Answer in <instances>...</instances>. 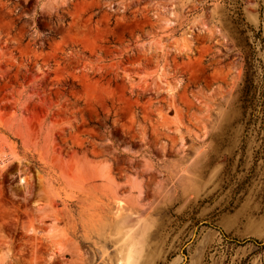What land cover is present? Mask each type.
I'll return each mask as SVG.
<instances>
[{
	"label": "rangeland",
	"instance_id": "374dc122",
	"mask_svg": "<svg viewBox=\"0 0 264 264\" xmlns=\"http://www.w3.org/2000/svg\"><path fill=\"white\" fill-rule=\"evenodd\" d=\"M264 0H0V264H264Z\"/></svg>",
	"mask_w": 264,
	"mask_h": 264
},
{
	"label": "crops",
	"instance_id": "0c3cea01",
	"mask_svg": "<svg viewBox=\"0 0 264 264\" xmlns=\"http://www.w3.org/2000/svg\"><path fill=\"white\" fill-rule=\"evenodd\" d=\"M263 30H264V26H263Z\"/></svg>",
	"mask_w": 264,
	"mask_h": 264
}]
</instances>
